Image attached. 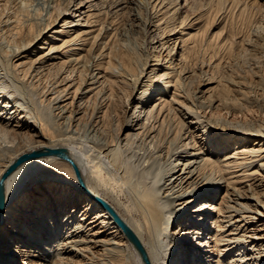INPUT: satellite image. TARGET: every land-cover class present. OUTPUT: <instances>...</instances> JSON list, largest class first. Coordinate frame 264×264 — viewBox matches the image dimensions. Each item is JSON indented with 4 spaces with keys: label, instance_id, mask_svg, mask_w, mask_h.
I'll return each instance as SVG.
<instances>
[{
    "label": "bare ground",
    "instance_id": "bare-ground-1",
    "mask_svg": "<svg viewBox=\"0 0 264 264\" xmlns=\"http://www.w3.org/2000/svg\"><path fill=\"white\" fill-rule=\"evenodd\" d=\"M104 1L67 0L27 43L29 19L9 16L0 25V40L12 48L0 52V180L22 156L45 148L67 150L82 179L56 155L28 158L7 175L0 263L146 264L99 197L137 235L149 264H264V120L238 126L199 110L262 114L264 95L241 77L229 84L215 74L187 93L190 65L213 39L206 27L191 31L203 13L170 23L165 0L158 7L155 0L154 18L165 19L157 26L162 45H174L169 53L182 43L173 70L155 64L149 72L150 57L112 58V46L90 56L99 34H111L97 19ZM92 97L100 104L88 124Z\"/></svg>",
    "mask_w": 264,
    "mask_h": 264
},
{
    "label": "rangeland",
    "instance_id": "rangeland-1",
    "mask_svg": "<svg viewBox=\"0 0 264 264\" xmlns=\"http://www.w3.org/2000/svg\"><path fill=\"white\" fill-rule=\"evenodd\" d=\"M119 1L120 4H118V1L114 2L113 0L100 3V5L103 3L104 8L102 9L103 13L97 16L98 20L100 18L98 23H100V27L104 26V28L110 27L112 29L109 30L111 33L109 38L104 39L103 36H106V34L103 31L99 34L100 27H96L98 30H96L95 34H99V36L95 43L98 41L99 45L96 46L95 50H90V56L93 51L101 53L105 51L107 46H112V58H119L121 55L125 56L130 54V57L137 58L139 61L142 60L143 57H150L151 61L148 66L149 72L151 70L150 68L154 67L155 64L161 65L162 68L166 67L169 70H173L175 65L181 60L182 43L178 41V45L173 53H169L170 49L168 50L170 45L174 46L172 42L167 43L166 46L162 45L157 24L161 25L163 20L157 23V18H154L157 12V9H153L155 0ZM221 1L222 0H165L163 12L166 13L165 15L170 23L178 26V24L186 18H189L192 20L191 22H193L195 18L203 13L202 18L194 22L197 23V25L193 23L196 26H194V28L192 26L191 31L194 33L197 32L198 29H204L206 27L205 29L209 31H206L207 38L210 37L213 39L212 47L206 49L207 46H205L200 49L197 54V60L190 65V69L193 70L194 75H192V78L186 83V92L192 95L197 92L198 89L201 90L202 87L200 85H202V79L215 74V76H220L225 79V82L230 80V82H232V80L233 82L238 81V77L239 79L241 77V79L247 80L248 83L251 82L249 83L250 85L245 82L249 85L248 90H251L252 92H250L252 94L254 92V94L257 93L256 97H260L258 94L264 95V0H228L222 10H219ZM65 2H67V0H24L23 3H20V1L17 2L16 0H0V25H4L6 17L9 16L29 19L33 24V28L31 32L24 37V40L21 41V43H27L34 38L41 24L43 26L47 23V20L49 21L50 19V21H53L57 18L59 12L65 9ZM159 3L160 0L156 1L157 7ZM176 4L177 6L175 7ZM229 4L231 5L229 6ZM143 20H149L151 24L143 28ZM59 28L58 26L52 31ZM180 29L182 28L179 27L178 30ZM223 39L226 40V45L222 47L223 49H219L218 46L215 49V45L220 43ZM48 40L49 42L51 41L47 38L46 41ZM43 43H37V45L32 48L31 52L27 54V58L32 56L36 51L38 52L39 50L37 47L44 45ZM91 43H93V40L90 41V45ZM250 44L253 45V47ZM10 46L11 43L7 40H0V52L5 53V55L10 53L9 50L12 49ZM102 46L106 47L102 48ZM251 47L252 49H250ZM93 55H95V53H93ZM56 73L57 72L54 71L50 77L53 78ZM146 79H148V76L145 77V82ZM244 80L240 81L244 82ZM230 82L228 83L230 84ZM140 87L139 84L138 89ZM34 88L35 90L37 89L36 87H33V89ZM127 89L126 91H129V87H127ZM126 94L125 92L121 96L122 102L126 99ZM99 104V98L96 100L95 97H92L89 103V113L82 119L83 122L88 124L93 123L94 116L92 112ZM193 107L195 108L194 105ZM199 110L205 118L210 116L215 120H220V122H226L225 124L248 126L252 124L256 125L260 123L261 120H264V113L260 114L257 108L250 111L253 112L250 115H243L242 113H238L240 111L233 110H223L222 112L219 110L211 112V109L204 110L202 108ZM123 118L124 115L120 114L118 120L122 121ZM117 127L118 126H112L111 129ZM232 146L233 145H231L230 148ZM216 149L218 148H216L215 144L212 150L216 151ZM62 169L65 168L59 166L55 168V171L61 172L63 171ZM127 200L128 198L125 196L120 198L121 202H126ZM0 264L4 263L1 262Z\"/></svg>",
    "mask_w": 264,
    "mask_h": 264
},
{
    "label": "water",
    "instance_id": "water-1",
    "mask_svg": "<svg viewBox=\"0 0 264 264\" xmlns=\"http://www.w3.org/2000/svg\"><path fill=\"white\" fill-rule=\"evenodd\" d=\"M46 155H56L60 158H62L63 160H66L68 162H70L74 168H75V172L77 174V177L79 178V180L82 182L81 179V175L79 172V169L77 168V166L75 165L74 161L71 159V157L69 156L67 150L65 149H51V148H45L41 151L29 154V155H25L22 156L17 162H15L3 175L2 179L0 180V213L3 210V205H4V187H3V183H4V179L7 177V175L13 170L15 169L19 164H21L22 162H24L26 159L34 157V156H46ZM96 199L99 202H102V204L111 212V214L114 216L115 220L117 221L118 225L122 228V230L124 231V233L126 234V236L128 237V239L130 240V242L135 246V248L137 249L138 252L141 253V256L143 257L144 261L146 262V264H149L147 255L144 251V248L139 240V238L137 237V235L134 233V231L131 229V227L121 218V216H119V214L111 207L109 206V204H107L106 202H104L102 199H100L99 197H96Z\"/></svg>",
    "mask_w": 264,
    "mask_h": 264
}]
</instances>
